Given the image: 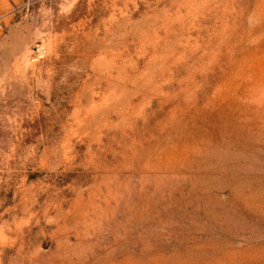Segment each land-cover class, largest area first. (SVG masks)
I'll return each instance as SVG.
<instances>
[{
	"label": "rangeland",
	"instance_id": "rangeland-1",
	"mask_svg": "<svg viewBox=\"0 0 264 264\" xmlns=\"http://www.w3.org/2000/svg\"><path fill=\"white\" fill-rule=\"evenodd\" d=\"M0 264H264V0H0Z\"/></svg>",
	"mask_w": 264,
	"mask_h": 264
},
{
	"label": "built area",
	"instance_id": "built-area-1",
	"mask_svg": "<svg viewBox=\"0 0 264 264\" xmlns=\"http://www.w3.org/2000/svg\"><path fill=\"white\" fill-rule=\"evenodd\" d=\"M37 53H40V50H39V51H37Z\"/></svg>",
	"mask_w": 264,
	"mask_h": 264
}]
</instances>
